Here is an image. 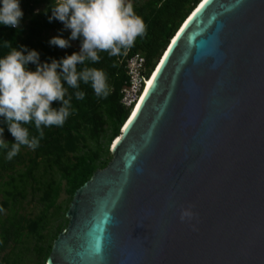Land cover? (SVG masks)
Segmentation results:
<instances>
[{
    "label": "water",
    "instance_id": "water-1",
    "mask_svg": "<svg viewBox=\"0 0 264 264\" xmlns=\"http://www.w3.org/2000/svg\"><path fill=\"white\" fill-rule=\"evenodd\" d=\"M157 67L45 264H264V0H199Z\"/></svg>",
    "mask_w": 264,
    "mask_h": 264
},
{
    "label": "trees",
    "instance_id": "trees-1",
    "mask_svg": "<svg viewBox=\"0 0 264 264\" xmlns=\"http://www.w3.org/2000/svg\"><path fill=\"white\" fill-rule=\"evenodd\" d=\"M135 1L134 11L142 17L146 33L137 37L134 45L126 52L127 56L141 53L146 67L152 73L173 34L199 0H143L141 5V0ZM54 4L55 0H26L28 21L25 28L0 25V58L10 51L5 41L11 47L25 46L29 50H36L40 54V63H51L52 59L59 61L71 55L51 45V39L44 38L46 32L62 31L64 28L59 20L49 21ZM124 52L122 50L118 56L100 52L98 54L101 59L98 62L86 60L84 64L77 65L78 71L85 66L103 70L111 92L107 98L97 97L91 85L81 81L79 90L86 95L83 100H77L74 95L76 89L69 88L64 82L68 94L72 96L71 114L63 126H42L44 137L35 149V156L24 153L23 150L29 147L21 146L15 157L11 160L6 158L15 138L8 130L4 118L0 117V128L4 129L3 139L9 143V148L0 149V192L3 198L0 202V264L2 257L13 246L3 264L19 263L21 252L16 250V246L25 238L34 241L36 257L46 260L53 241L67 227L65 213L74 192L94 172L105 168L111 161L110 145L119 136L121 126L130 113L120 103V91L127 81L124 62L120 63ZM29 68L34 70L35 65L30 63ZM52 106L58 108L61 104L54 101ZM107 124L110 134L102 140ZM25 127L29 128L30 136L38 135L34 122ZM29 190L36 195L40 194L39 201L42 204V210L33 218L19 213ZM62 191L68 196L64 211L57 203ZM51 209L53 212L49 213ZM58 217L61 220L53 226L51 222Z\"/></svg>",
    "mask_w": 264,
    "mask_h": 264
},
{
    "label": "clouds",
    "instance_id": "clouds-1",
    "mask_svg": "<svg viewBox=\"0 0 264 264\" xmlns=\"http://www.w3.org/2000/svg\"><path fill=\"white\" fill-rule=\"evenodd\" d=\"M51 13L49 21L59 20L71 30V35L69 39L55 36L49 43L63 49L69 47V40L80 38L81 48L79 53L66 55L59 61L40 63L36 50L11 47L5 41L10 51L0 58V117L15 138L7 151L8 160L19 153L21 146L35 150L44 137L42 126L64 125L72 108V96L64 82L76 89L77 100H83L86 95L79 90L81 81L90 84L97 97L109 96L111 88L106 73L87 66L78 71V64L86 60L98 62L100 52L121 55L122 50L126 52L137 37L146 33V25L135 13L132 0H55ZM22 17L20 0H0V25L17 28ZM30 63L35 65L34 70L29 68ZM54 101L61 106L54 108ZM33 122L38 135L30 136L25 125ZM3 132L0 128V149H7L9 143L3 139ZM191 215L189 211H182L181 220Z\"/></svg>",
    "mask_w": 264,
    "mask_h": 264
},
{
    "label": "rangeland",
    "instance_id": "rangeland-1",
    "mask_svg": "<svg viewBox=\"0 0 264 264\" xmlns=\"http://www.w3.org/2000/svg\"><path fill=\"white\" fill-rule=\"evenodd\" d=\"M25 1L26 0H20V7H21L22 12H23V17L21 18V21L19 24V27H24V28L26 27L27 21H28ZM134 2H136V1L132 0V3H134ZM139 4L140 5L143 4V0H141ZM70 35H71V30L66 29L64 26L62 31H48V32H46L44 34V38L45 39H51L55 36H62L64 39H69ZM80 48H81V39L80 38H77L75 40H69V47H67V48L62 49V48L58 47V49L64 53H74V52L79 53ZM109 134H110V129H109L108 124H107L105 127L104 137L102 138V140L104 138L108 137ZM112 143H111V145H112ZM111 145H110V148H111ZM23 152L24 153L27 152V153H30L33 156H35L36 150H33L31 148H27V149L23 150ZM111 159H112V157H111ZM29 192H30L29 195L26 197V199L21 204V208H20L19 213L22 214L24 217L33 218L36 215H38L40 213V211L42 210V204L39 201V196H40L39 193L36 195L35 192H31V190H29ZM67 199H68V196L64 193V191H62L60 193V196H59L58 201H57V203L61 206L62 211H64V209L67 205ZM2 200H3V198H2V194L0 192V202ZM52 212H53V209H51L49 211V213H52ZM4 213H7V212L5 211ZM60 220H61V217H58L57 220H53L51 222V224L53 226H55V225H57V223ZM16 247H17L16 250H19L21 252L20 253V260H19L18 264H45V260H43L41 258L38 259L36 257V254L33 250L34 241L32 239L25 238L24 241L21 242ZM13 248H14V246L7 251V253H6L7 255H4L2 257L1 264L4 263V261L6 260L8 255L10 254L11 249H13Z\"/></svg>",
    "mask_w": 264,
    "mask_h": 264
},
{
    "label": "built area",
    "instance_id": "built-area-1",
    "mask_svg": "<svg viewBox=\"0 0 264 264\" xmlns=\"http://www.w3.org/2000/svg\"><path fill=\"white\" fill-rule=\"evenodd\" d=\"M122 61L127 81L125 87L120 91V103L125 109L131 111L140 99L151 71L146 67L145 58L139 52L131 56H127V52H124L120 63Z\"/></svg>",
    "mask_w": 264,
    "mask_h": 264
},
{
    "label": "snow or ice",
    "instance_id": "snow-or-ice-1",
    "mask_svg": "<svg viewBox=\"0 0 264 264\" xmlns=\"http://www.w3.org/2000/svg\"><path fill=\"white\" fill-rule=\"evenodd\" d=\"M201 7H203V5H201ZM199 11H200V9L198 8V9H197V12H199ZM193 15H195V13H194ZM173 43H175V41H173ZM164 55H165V57H166V56L168 55V53L165 52ZM160 63L163 64V63H164V60L162 59V60L160 61ZM159 71H160V68L157 67V68H156V71L153 72V74H152V78H150V79H148V80L146 81L147 87L145 88L144 94H142L141 97H140V101H141V102L145 99V96L148 94V89L153 85V81L156 79V73L159 72ZM140 106H141L140 103H137V104H136V109H139ZM131 115H132V117H135V116L137 115V112L134 110V111L132 112ZM131 123H132V120L129 119L128 122L124 124V129H127ZM115 146H116V145H115V142H114L113 147H115Z\"/></svg>",
    "mask_w": 264,
    "mask_h": 264
},
{
    "label": "bare ground",
    "instance_id": "bare-ground-1",
    "mask_svg": "<svg viewBox=\"0 0 264 264\" xmlns=\"http://www.w3.org/2000/svg\"><path fill=\"white\" fill-rule=\"evenodd\" d=\"M153 71H154V69L152 70V72H153ZM150 78H152V75L149 77V79H150ZM147 80H148V79H147ZM146 87H147V84H146L145 88H146ZM144 91H145V89H144ZM144 91H143L142 94H144ZM137 103H141L140 99L138 100ZM137 103H136V104H137ZM136 104H135L134 108L132 109L131 114H132V112H133L134 110H135V111L137 110V109H136ZM130 118H132V115H130ZM121 127H122V126H121Z\"/></svg>",
    "mask_w": 264,
    "mask_h": 264
}]
</instances>
